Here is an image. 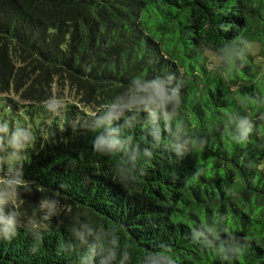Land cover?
Returning <instances> with one entry per match:
<instances>
[{"label":"trees","instance_id":"trees-1","mask_svg":"<svg viewBox=\"0 0 264 264\" xmlns=\"http://www.w3.org/2000/svg\"><path fill=\"white\" fill-rule=\"evenodd\" d=\"M8 177L0 264H264V0H0Z\"/></svg>","mask_w":264,"mask_h":264},{"label":"rangeland","instance_id":"rangeland-1","mask_svg":"<svg viewBox=\"0 0 264 264\" xmlns=\"http://www.w3.org/2000/svg\"><path fill=\"white\" fill-rule=\"evenodd\" d=\"M254 51H257L256 48H254ZM11 97V96H10ZM14 98V97H12ZM4 184H6V186H4V188L1 189L0 186V204H7V205H12L15 208L18 205H21L22 203V199H19V202H17V197L15 194V190L13 188V186L16 184V181H14L13 179H11L10 177L5 178L2 180ZM42 210H44L45 212H56V213H62V212H68L67 208H65L62 205L59 204H44L42 206ZM24 215H27L26 212H24Z\"/></svg>","mask_w":264,"mask_h":264}]
</instances>
